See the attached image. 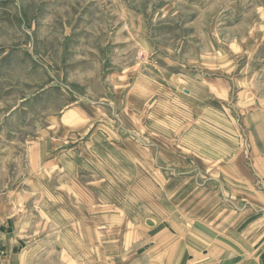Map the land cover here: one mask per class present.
Listing matches in <instances>:
<instances>
[{"label": "rangeland", "instance_id": "1", "mask_svg": "<svg viewBox=\"0 0 264 264\" xmlns=\"http://www.w3.org/2000/svg\"><path fill=\"white\" fill-rule=\"evenodd\" d=\"M263 213L264 0H0V264H231Z\"/></svg>", "mask_w": 264, "mask_h": 264}, {"label": "crops", "instance_id": "2", "mask_svg": "<svg viewBox=\"0 0 264 264\" xmlns=\"http://www.w3.org/2000/svg\"><path fill=\"white\" fill-rule=\"evenodd\" d=\"M255 218L238 232L237 238L234 230L231 264H264V217Z\"/></svg>", "mask_w": 264, "mask_h": 264}, {"label": "bare ground", "instance_id": "3", "mask_svg": "<svg viewBox=\"0 0 264 264\" xmlns=\"http://www.w3.org/2000/svg\"><path fill=\"white\" fill-rule=\"evenodd\" d=\"M201 238H203V237H201ZM200 247L202 248V247H203V245H199V248H200ZM181 255H182V254H181ZM181 255H180V257H181Z\"/></svg>", "mask_w": 264, "mask_h": 264}]
</instances>
